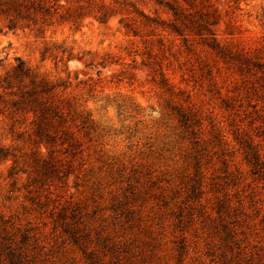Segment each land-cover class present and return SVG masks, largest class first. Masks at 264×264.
Here are the masks:
<instances>
[{"label":"rangeland","instance_id":"obj_1","mask_svg":"<svg viewBox=\"0 0 264 264\" xmlns=\"http://www.w3.org/2000/svg\"><path fill=\"white\" fill-rule=\"evenodd\" d=\"M4 17L0 14V77L18 59L56 83L59 94L87 116L91 127L84 145L91 170L80 189L93 185L101 204L122 191L119 186L146 176L153 179L143 186L177 189L187 171L189 126L205 140L207 177L222 166L218 149L224 145L210 140L213 127L231 139L240 126L264 152L260 73L240 55L260 56L264 0H92L78 25L57 22L42 31L25 24L7 29ZM15 126L0 107V149L6 152L25 148ZM234 155L241 160L238 151ZM10 164L9 157L0 159V204ZM250 179L246 173L230 188L240 191L244 181L258 185L259 210L251 212L244 202L246 214L238 217L243 227L250 224L244 232L264 253V183ZM19 186L21 200L25 190ZM204 191V197L212 196ZM171 220L167 215L166 223ZM170 239L167 233L155 253L151 241L144 247L154 254L153 264H173ZM197 239L202 249L195 264H215L203 254L201 229ZM195 255L190 253L187 264Z\"/></svg>","mask_w":264,"mask_h":264},{"label":"trees","instance_id":"obj_2","mask_svg":"<svg viewBox=\"0 0 264 264\" xmlns=\"http://www.w3.org/2000/svg\"><path fill=\"white\" fill-rule=\"evenodd\" d=\"M91 2L0 0V14L6 18L7 29L25 24L42 31L57 22L78 25L77 19ZM256 54L254 60L240 55L260 73L259 96L264 106V43L260 56ZM56 88V83L18 59L0 77V107L16 124V140L25 147L17 152L0 149V159H11L0 204V264H153L151 255L156 245L167 242L161 243L167 233L173 264H187L191 252L196 254L191 260L195 264L202 249H198L200 229L205 233L203 254L209 263L264 264V253L244 232L250 224L243 227L238 217L246 214L244 202L251 212L259 210L258 185L244 181L240 191L230 188L245 180L246 173L250 181L264 183V152L260 153L259 142L240 126L231 132V139L213 127L210 140L224 145L218 149L222 166L207 177L205 140L189 126L187 171L177 189L165 185L152 189L143 186L152 177H138L140 181L119 186L122 191L110 194L103 205L93 185L80 189L91 170L84 145L91 127L88 118ZM176 112L182 121L183 115ZM237 151L241 160L234 155ZM19 184L25 190L21 200ZM206 189L211 197H204ZM167 215L172 216L170 223L165 221ZM150 241L153 253L144 249ZM165 264L170 263L165 260Z\"/></svg>","mask_w":264,"mask_h":264}]
</instances>
